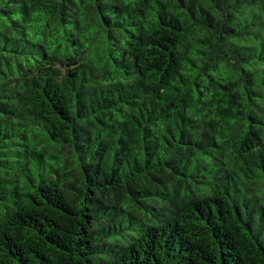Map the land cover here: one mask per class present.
<instances>
[{
    "label": "trees",
    "instance_id": "trees-1",
    "mask_svg": "<svg viewBox=\"0 0 264 264\" xmlns=\"http://www.w3.org/2000/svg\"><path fill=\"white\" fill-rule=\"evenodd\" d=\"M0 264H264V0H0Z\"/></svg>",
    "mask_w": 264,
    "mask_h": 264
}]
</instances>
